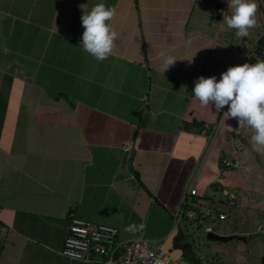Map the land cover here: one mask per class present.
Here are the masks:
<instances>
[{
    "label": "crops",
    "instance_id": "1",
    "mask_svg": "<svg viewBox=\"0 0 264 264\" xmlns=\"http://www.w3.org/2000/svg\"><path fill=\"white\" fill-rule=\"evenodd\" d=\"M99 3L117 11L102 62L80 44ZM256 3L257 26L238 38L221 23L227 0H0V264H105L61 255L71 210L183 263L173 213L187 185L212 203L235 172L219 161H235L237 120L202 107L194 82L250 60ZM161 53L177 59L164 74Z\"/></svg>",
    "mask_w": 264,
    "mask_h": 264
},
{
    "label": "clouds",
    "instance_id": "2",
    "mask_svg": "<svg viewBox=\"0 0 264 264\" xmlns=\"http://www.w3.org/2000/svg\"><path fill=\"white\" fill-rule=\"evenodd\" d=\"M227 5L231 15L223 16L221 23L226 25L225 30H235L238 38L248 37L250 30L257 26L256 0H227ZM116 15L115 7L99 3L81 16L84 31L80 44L83 51L98 62L106 60L114 51L118 34L110 22ZM161 57L164 74L177 59L163 53ZM192 94L202 107H214L216 113L227 106L224 113L227 119H236L239 129L254 131L251 137L253 149L264 151V60L230 66L221 73L219 80L216 76H200L194 82ZM144 227V224H132L125 230L135 232Z\"/></svg>",
    "mask_w": 264,
    "mask_h": 264
},
{
    "label": "rangeland",
    "instance_id": "3",
    "mask_svg": "<svg viewBox=\"0 0 264 264\" xmlns=\"http://www.w3.org/2000/svg\"><path fill=\"white\" fill-rule=\"evenodd\" d=\"M258 61H261L260 57L251 55L247 63ZM234 131L236 135L231 139L236 163L232 167L234 178L225 179L226 188L234 198L229 203L221 190L216 192V197L222 199L218 201V208L224 209L227 216L209 226L219 234L247 233L249 237L246 242L237 239L226 243L209 241L205 238V225L198 227L192 223L187 224L186 220L179 221L176 226L184 231L185 241L190 243L191 256L197 264H264V151L253 149L251 137L254 131L237 127ZM182 264L193 262L183 258Z\"/></svg>",
    "mask_w": 264,
    "mask_h": 264
},
{
    "label": "built area",
    "instance_id": "4",
    "mask_svg": "<svg viewBox=\"0 0 264 264\" xmlns=\"http://www.w3.org/2000/svg\"><path fill=\"white\" fill-rule=\"evenodd\" d=\"M256 43L247 48L248 53H253ZM264 54V47L262 49ZM212 132L208 135L211 138ZM128 150L127 146H123ZM222 169L236 166L229 157L221 158ZM226 201L229 203L234 195L228 190H222ZM194 187L187 185L181 202L173 213V224L181 220L194 221L205 225L204 230L212 231L210 220H224L227 214L219 208L201 206L199 213L194 208H188L187 197L196 196ZM217 210V214H214ZM209 221H205L206 218ZM118 231L115 227L103 223H94L77 216L73 210L68 213L67 226L62 241L60 253L62 256L81 261L100 260L105 264H174L170 254L162 250L161 244L147 238L136 236L124 242L117 241Z\"/></svg>",
    "mask_w": 264,
    "mask_h": 264
},
{
    "label": "trees",
    "instance_id": "5",
    "mask_svg": "<svg viewBox=\"0 0 264 264\" xmlns=\"http://www.w3.org/2000/svg\"><path fill=\"white\" fill-rule=\"evenodd\" d=\"M263 47H264V34L261 35L259 37V39L256 41V44L254 46V50H253V53H252V55H255L256 57H260L261 58V61L264 60V56H262V49H263ZM219 164L221 165V168H222L221 159L219 161ZM215 186H217V185L214 184L213 187L216 188ZM222 190L223 189H221V191ZM202 200H205L204 199V196H198V195H196V196L193 197V199L191 201H188L187 207L188 208H194L198 212V214H200L199 213V209H200L201 206H207V207H212L214 209H218V205H220V204H218L219 199L217 200L216 203H213V202L212 203H204ZM202 204H204V205H202ZM209 220H210L209 217L205 219V221H209ZM216 220L217 219H215V220L211 219L210 221L211 222H214ZM189 222L192 223V224L193 223L196 224L197 223V220L189 221ZM198 226L201 227L202 226V223H199ZM173 246H174V248H178V249H180L182 251V257L183 258L190 259L193 262V264H197V261H195L194 257L191 256V245H190L189 242L185 241V233H184V231L182 229H179L178 232H177V234H176V236L174 237V239H173Z\"/></svg>",
    "mask_w": 264,
    "mask_h": 264
},
{
    "label": "water",
    "instance_id": "6",
    "mask_svg": "<svg viewBox=\"0 0 264 264\" xmlns=\"http://www.w3.org/2000/svg\"><path fill=\"white\" fill-rule=\"evenodd\" d=\"M249 236L247 235H239V234H235V233H231V234H219L216 233L214 231H207L205 238L209 241H218V242H222V243H226L230 240L233 239H237L240 240L242 242H246Z\"/></svg>",
    "mask_w": 264,
    "mask_h": 264
}]
</instances>
